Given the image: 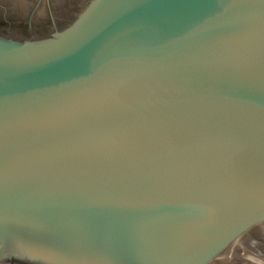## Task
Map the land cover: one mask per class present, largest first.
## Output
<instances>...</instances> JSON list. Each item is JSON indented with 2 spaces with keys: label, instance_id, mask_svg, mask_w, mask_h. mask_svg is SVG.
<instances>
[{
  "label": "water",
  "instance_id": "1",
  "mask_svg": "<svg viewBox=\"0 0 264 264\" xmlns=\"http://www.w3.org/2000/svg\"><path fill=\"white\" fill-rule=\"evenodd\" d=\"M238 246L264 257V0L0 25V264H228Z\"/></svg>",
  "mask_w": 264,
  "mask_h": 264
},
{
  "label": "flooded vegetation",
  "instance_id": "2",
  "mask_svg": "<svg viewBox=\"0 0 264 264\" xmlns=\"http://www.w3.org/2000/svg\"><path fill=\"white\" fill-rule=\"evenodd\" d=\"M86 1L0 0V25L12 26L22 31H47L58 22L69 24L76 18ZM243 248L238 246L233 249L228 264H264L263 256Z\"/></svg>",
  "mask_w": 264,
  "mask_h": 264
},
{
  "label": "bare ground",
  "instance_id": "3",
  "mask_svg": "<svg viewBox=\"0 0 264 264\" xmlns=\"http://www.w3.org/2000/svg\"><path fill=\"white\" fill-rule=\"evenodd\" d=\"M234 254V253H233Z\"/></svg>",
  "mask_w": 264,
  "mask_h": 264
}]
</instances>
